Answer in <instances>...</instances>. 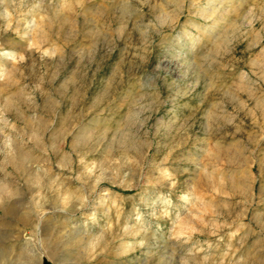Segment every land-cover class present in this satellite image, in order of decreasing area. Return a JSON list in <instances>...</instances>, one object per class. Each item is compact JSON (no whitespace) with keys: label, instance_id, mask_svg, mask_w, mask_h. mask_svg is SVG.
Masks as SVG:
<instances>
[{"label":"rangeland","instance_id":"374dc122","mask_svg":"<svg viewBox=\"0 0 264 264\" xmlns=\"http://www.w3.org/2000/svg\"><path fill=\"white\" fill-rule=\"evenodd\" d=\"M0 264H264V0H0Z\"/></svg>","mask_w":264,"mask_h":264},{"label":"bare ground","instance_id":"6f19581e","mask_svg":"<svg viewBox=\"0 0 264 264\" xmlns=\"http://www.w3.org/2000/svg\"><path fill=\"white\" fill-rule=\"evenodd\" d=\"M184 66V64L181 62V59L179 58H169L168 56H165L159 63V66L156 68V70L154 71V74H156V76H159V73L161 71H170L175 70V69H182V67Z\"/></svg>","mask_w":264,"mask_h":264}]
</instances>
